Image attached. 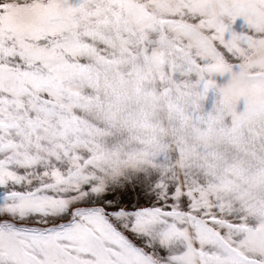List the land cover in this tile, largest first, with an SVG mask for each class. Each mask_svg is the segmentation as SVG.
I'll list each match as a JSON object with an SVG mask.
<instances>
[{"label":"snow or ice","instance_id":"6c2138e0","mask_svg":"<svg viewBox=\"0 0 264 264\" xmlns=\"http://www.w3.org/2000/svg\"><path fill=\"white\" fill-rule=\"evenodd\" d=\"M258 9L0 0V264H264Z\"/></svg>","mask_w":264,"mask_h":264},{"label":"clouds","instance_id":"9594fccd","mask_svg":"<svg viewBox=\"0 0 264 264\" xmlns=\"http://www.w3.org/2000/svg\"><path fill=\"white\" fill-rule=\"evenodd\" d=\"M156 10H161L158 4L156 5ZM210 12L219 16L220 14L219 6L213 5L212 8L210 9ZM258 13L259 15L257 17V21H259L260 18H264V9H258ZM253 31L255 32L256 29H253ZM261 31H264V29H261ZM259 39L264 40V36H259ZM242 56H244V58L242 59V63L247 65L248 69H254L256 71H264V44H258L246 55L242 53ZM224 87L226 89L227 95H231V92L233 90L248 91L251 89V85L249 81L243 78H233L232 80L227 82L224 85ZM117 116L118 114L115 112L110 114V118L113 120L117 119Z\"/></svg>","mask_w":264,"mask_h":264},{"label":"rangeland","instance_id":"374dc122","mask_svg":"<svg viewBox=\"0 0 264 264\" xmlns=\"http://www.w3.org/2000/svg\"><path fill=\"white\" fill-rule=\"evenodd\" d=\"M231 30L236 32V33H243V32H249L250 29L248 25L246 24L245 20L243 17H238L236 21L231 25ZM230 36V33H226V38ZM218 82V84H224L227 83L228 77H219L217 76L215 78ZM218 99V95L214 91H210L208 94V97L205 101V110H211L213 103ZM242 107V105H241ZM182 250V249H181Z\"/></svg>","mask_w":264,"mask_h":264}]
</instances>
